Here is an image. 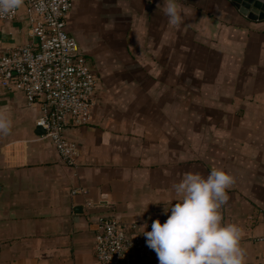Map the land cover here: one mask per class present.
I'll use <instances>...</instances> for the list:
<instances>
[{"label":"crops","instance_id":"1","mask_svg":"<svg viewBox=\"0 0 264 264\" xmlns=\"http://www.w3.org/2000/svg\"><path fill=\"white\" fill-rule=\"evenodd\" d=\"M178 4L188 15L172 25L162 0L74 2L65 28L97 77L91 123L65 130L76 167L36 125L40 105L0 85V264H100L99 218L142 234L179 202L174 183L213 169L234 178L222 222L241 227L245 264H264V19L230 0ZM30 39L22 3L0 47Z\"/></svg>","mask_w":264,"mask_h":264},{"label":"built area","instance_id":"2","mask_svg":"<svg viewBox=\"0 0 264 264\" xmlns=\"http://www.w3.org/2000/svg\"><path fill=\"white\" fill-rule=\"evenodd\" d=\"M75 1L23 0L31 39L13 48L0 47V85L20 90L29 105H40L36 125L54 143L63 162L72 167L77 165L79 146L65 130L91 123L97 87L86 53L65 28ZM18 12L19 8L0 16V21H13ZM94 252L100 264H132L133 253L144 262L154 256L143 233H132L119 220L106 217L96 222Z\"/></svg>","mask_w":264,"mask_h":264},{"label":"clouds","instance_id":"3","mask_svg":"<svg viewBox=\"0 0 264 264\" xmlns=\"http://www.w3.org/2000/svg\"><path fill=\"white\" fill-rule=\"evenodd\" d=\"M23 0H0V16L11 14ZM168 23L176 25L188 15L178 0H162ZM10 121L0 114V133H7ZM234 178L222 169H213L207 177L185 173L172 185L180 198L173 204L167 219L154 220L151 231H144L147 246L159 264H245L241 246L242 229L237 224L222 222L219 212L228 200L226 190Z\"/></svg>","mask_w":264,"mask_h":264},{"label":"water","instance_id":"4","mask_svg":"<svg viewBox=\"0 0 264 264\" xmlns=\"http://www.w3.org/2000/svg\"><path fill=\"white\" fill-rule=\"evenodd\" d=\"M244 15L254 20L264 19V0H230ZM44 132V130H43Z\"/></svg>","mask_w":264,"mask_h":264},{"label":"rangeland","instance_id":"5","mask_svg":"<svg viewBox=\"0 0 264 264\" xmlns=\"http://www.w3.org/2000/svg\"><path fill=\"white\" fill-rule=\"evenodd\" d=\"M172 56H174V57H172ZM176 56V57H175ZM170 59H176V60H179V53H177L176 55L175 54H173V55H170ZM201 86H203V85H201ZM184 92H186V90H184ZM181 101L182 100H179V107H181L182 105H181ZM185 102H186V100H185ZM189 102H191V101H189ZM204 103H205V101L203 100V101H200V107H203L204 106Z\"/></svg>","mask_w":264,"mask_h":264}]
</instances>
